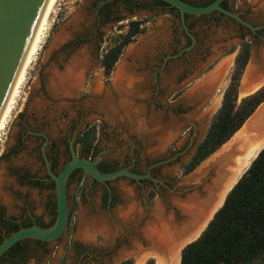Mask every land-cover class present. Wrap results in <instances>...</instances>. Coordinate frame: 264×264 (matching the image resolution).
Returning <instances> with one entry per match:
<instances>
[{"label": "rangeland", "instance_id": "rangeland-1", "mask_svg": "<svg viewBox=\"0 0 264 264\" xmlns=\"http://www.w3.org/2000/svg\"><path fill=\"white\" fill-rule=\"evenodd\" d=\"M105 1L108 0H61L57 6L37 60L29 71L18 102L2 135L0 205L7 216L20 219L23 201L27 200L29 202L27 208L30 212L36 217H41L42 200L47 199L50 191L44 190L41 194L35 189L21 187L15 179L18 173L25 170L32 175L43 176L45 171L40 163L38 150L42 140L38 137H41L40 134H45L48 139L49 137L52 140L61 138L69 141L78 128L84 129L97 120L100 122L96 123L98 142L95 156L90 157L80 147L76 149V155L80 157L79 153H81L80 158L93 161L101 157L102 161L114 167V171L129 169L137 175L150 173L154 180L144 179L138 183L132 179L120 177L108 182V186L101 183L91 184L88 177L85 178L83 185L77 181H71L67 188V196L72 219L63 237L48 245L49 252L46 255L40 254V264H122L126 260H132L133 264H136L133 255L121 256L120 253L123 249L127 250L132 246L133 240L139 237V232L119 230L116 224L117 216L127 211L132 204H136L138 209H155L160 201L164 202L167 210H171L170 203L173 197L185 198L197 190L195 185H187V179L219 154L223 147L192 173L184 175L183 168L204 140L222 106L225 91L231 84L236 68V58L241 45L244 42L251 44V57L240 83L238 104L245 98L240 92L246 72L259 50H264V0H227L230 11L238 14L253 29L218 13L209 18L186 19L190 33L194 37L198 35L196 37L199 43H195L194 46L193 40L180 23V16L176 13L171 15L169 19L171 22L165 26L170 42L167 49L163 48L161 52V61L167 62V70L162 74H167L168 84L176 80L178 84L183 85V88L173 95L168 85L169 88L166 91L162 89L161 95L155 97L151 93L152 85H150V88L145 90L147 94H143L141 99L151 114L154 107L152 100L160 98V110L156 112L162 114V118L164 117L168 122L167 125L176 122L174 120L176 116L179 119L183 115L184 119L183 123L179 124L177 134L172 141L167 142L163 151L155 153L152 151L156 147L155 142L151 141V143L148 137L146 139L138 136L136 130L139 127L135 126L136 123H133V126L131 124L130 127L129 123L134 120L129 111H124L126 119L123 120L126 123L113 120V118L121 117L115 116L118 113L115 108L119 106L118 100L112 102V99H107L114 103L115 107L107 103L102 104L106 97L103 92L111 83V77L105 78L100 63L107 50L128 32L131 21H150L152 25L146 23L143 26L147 33L155 27L152 18L162 20L164 11L157 7L155 11H146L142 7L144 2L133 0L135 3L130 5L131 12H127L122 4L117 7L122 23L102 22L99 25L98 9ZM196 1L200 3L204 0ZM69 21L72 24L64 28ZM61 32L66 39L74 33L84 38L83 42L78 44L77 51L70 54L74 47L65 50H61L60 47L53 49L55 39ZM190 40L191 45H189ZM88 47L89 51H87ZM83 51H86L87 56L89 52L94 55V66L85 78L81 94L71 96L50 92L51 72L57 70L63 73L71 66L70 62L74 59L72 57L77 55V52ZM215 67L221 71L218 86L220 91L211 95L209 103L205 106L202 103L195 104L186 100L178 105L171 103L174 100H180L191 91L196 84L195 76L198 68L200 77H203ZM96 79L102 89L99 94L89 89ZM104 105L115 109L112 117L102 114L99 108ZM139 112L138 110V114ZM119 113L122 115V112ZM137 124H139L138 121ZM167 139L170 137L165 140ZM63 150L64 147L61 146V154L57 158V172L62 169L68 159L64 156ZM104 195L109 197L107 202L103 200ZM43 220L48 223L50 219L45 217ZM143 221L145 222L141 220L140 223L143 224ZM96 223L109 227L113 233L107 236L96 226ZM179 262L181 264V261ZM29 264H34V260H30ZM144 264H156V260L149 257Z\"/></svg>", "mask_w": 264, "mask_h": 264}, {"label": "bare ground", "instance_id": "bare-ground-1", "mask_svg": "<svg viewBox=\"0 0 264 264\" xmlns=\"http://www.w3.org/2000/svg\"><path fill=\"white\" fill-rule=\"evenodd\" d=\"M60 1L47 0L46 2L36 31L0 114V142L26 83L29 71L37 60ZM79 65L78 63L77 66ZM77 68L80 69V67ZM51 73L52 76L49 78L50 92H62L70 95L74 84L79 80V75H75L72 69H68L64 74H59L56 70ZM220 73L221 71L218 70L217 75L219 77L221 76ZM248 77L250 79L247 78L246 87L249 89L243 90V88L241 91L243 95L246 94L245 96L257 91L264 84H259L260 86L258 85L256 90L250 92V89L254 88H252V83L255 78L264 81V50H259L252 61ZM123 78H125L124 75ZM132 78L134 77L132 76ZM134 80L133 84H135ZM140 82L141 80H139ZM116 86L118 91H122L123 88L121 89L120 84H116ZM93 90L100 92L101 87L98 82H95ZM99 109L109 117L115 113V109L107 107V105L101 106ZM129 114L134 115V111L130 110ZM133 123L134 121L131 122L132 126ZM263 148L264 106L258 110L252 124L245 126L240 133L235 135V139L223 147L219 154L195 175L187 179V185L193 184L197 190L191 191L192 193L185 198L173 197L170 203L171 210H167L164 202L159 201L155 209H138L136 204H132L127 211L117 216L116 224L119 230L127 229L128 231L137 230L139 232V237L133 240L132 246L127 250L123 249L120 255H133L136 264H144V261L149 257L155 259L156 264H180L182 248L196 240L204 232L214 214L224 204L231 189L249 169ZM1 181L0 178V183ZM141 220H145V222L143 221L141 224ZM96 224L107 236L113 233L109 227L103 226L102 223ZM146 246L147 249H145Z\"/></svg>", "mask_w": 264, "mask_h": 264}, {"label": "trees", "instance_id": "trees-1", "mask_svg": "<svg viewBox=\"0 0 264 264\" xmlns=\"http://www.w3.org/2000/svg\"><path fill=\"white\" fill-rule=\"evenodd\" d=\"M182 1L194 6H207L215 0H204L200 3L196 0ZM155 4L166 13L171 15L176 13L180 16L175 8L160 0H156ZM222 6L230 10L227 0ZM189 17L191 16L187 15L186 19ZM147 22V20L131 21L128 32L107 50L101 62L106 79L111 77L125 48L146 31L143 26ZM250 57L251 44L244 42L236 58V68L231 84L225 91L222 106L204 140L184 166V175L192 173L226 145L264 103L263 87L238 104L240 83ZM97 135V127L91 126L81 134L77 142L90 157L96 154ZM99 170L102 173H110L115 169L109 164H101ZM107 198L105 196V202ZM0 217L2 219L4 215ZM71 219L72 215L70 221ZM31 226V223H27L24 228ZM19 229L20 227L15 226L12 232ZM2 241L0 240V243ZM262 262H264V150L230 192L223 208L215 215L203 235L183 250L181 259V264H261ZM122 264H133V262L126 260Z\"/></svg>", "mask_w": 264, "mask_h": 264}, {"label": "water", "instance_id": "water-1", "mask_svg": "<svg viewBox=\"0 0 264 264\" xmlns=\"http://www.w3.org/2000/svg\"><path fill=\"white\" fill-rule=\"evenodd\" d=\"M110 1L112 0L105 1L102 3V5ZM160 1L170 5L172 8H175L179 12L181 24L185 29L186 33L193 40V46L196 43V39L190 33L189 28L187 26V22H186L187 15L198 17V16L211 15L213 13H218V14H222L227 18L235 20L241 25L253 29L252 26L247 22H245L244 20H242V18L238 14L225 9L222 6V4L226 0H215L212 4L207 6H194L182 0H160ZM46 2L47 0H0V114L4 108L6 99L9 95V92L17 76V73L21 67V64L23 62L27 49L30 45V42L33 38V35L36 31L43 10L45 8ZM70 24H72L71 21H69L64 28L68 27ZM63 32H61L56 37L55 43L53 45L54 47L53 49L61 47V45L67 40ZM72 71L75 75H79V81H77L76 84H74V88H79L83 85V81H84L83 69L77 68V65L73 63ZM219 78L220 77L217 75L216 72L208 80H206V82L203 85L213 84ZM263 87L264 84L257 91L245 96V98L257 93ZM214 90L216 92L220 91L219 88H216ZM263 106L264 103H262L257 108V110L246 121V123L239 131H241L245 126L252 124L253 119H255L256 113ZM40 135L43 136L46 140H48L47 135L45 134H40ZM46 147H47V143L42 148L43 158L46 164L47 172L53 178L56 184L55 192H56L57 215H56L55 223L52 227H48V228H43L34 225L27 228H21L18 231L11 233L0 243V259L13 246H15L16 244H18L23 240L31 239V240H38L42 242L52 243L60 240L63 237V235L66 233L69 227L70 215H71L69 203H68V196H67V188H68L67 182L69 176L75 170H82L87 175V177L91 182H98L104 184L105 186H108V182L116 180L120 177L129 178L138 183H140L141 180L144 179L154 180L151 177L150 173H148L147 175H137L131 172L129 169H120L110 173H102L98 169V165L102 162L101 157H98L94 161L91 159H83L78 157L74 149V141H71V152H72L71 161H69L60 170L58 175H54L51 171L50 163L46 155ZM263 150L264 148L257 154L256 158L251 163L249 169L251 168L252 164L258 158V156ZM249 169L244 173V175L249 171ZM243 176L236 182L235 186L239 183V181L243 178ZM235 186L231 189V191L235 188ZM224 204L217 210L211 221L214 219L215 215L219 212V210L223 208ZM211 221L209 222V224L211 223ZM206 229L204 230V232L206 231ZM203 233L196 240L188 243L182 248L181 259H182L183 250L188 245L197 241L203 235Z\"/></svg>", "mask_w": 264, "mask_h": 264}, {"label": "crops", "instance_id": "crops-1", "mask_svg": "<svg viewBox=\"0 0 264 264\" xmlns=\"http://www.w3.org/2000/svg\"><path fill=\"white\" fill-rule=\"evenodd\" d=\"M163 13H164V17L162 18V20H156V17L152 18L153 23L155 24V27L151 31L147 33L144 32L138 35L135 41L129 44L125 48L121 58L119 59L118 63L116 64L114 68V71L111 76V83L107 87V90L103 92V94L105 93L104 95L106 97L102 102V104L105 103L107 99H112V102L116 100L119 101L118 107H115L112 104V106L116 108V111L118 110V113L115 116H121L116 119L113 118V120H118L119 123H126V121L123 120V119H126L124 117V111H127V109L128 111L130 110L134 111V115L132 116V118L134 120V123H136L135 126L137 125L136 127H139V129L137 128L138 130L134 129V131L136 130V133L138 134V136L145 137L146 139L150 138L148 139L150 142L151 141L155 142L156 147L152 149V151H154L155 153H160L161 151H163L167 146V142L172 141V139L177 134L178 128L180 126L179 124L183 123V119H184L183 115H181L179 119L176 116L174 119L176 120V122H173L167 125L168 122L165 121L164 117L162 118V114L159 112H156L157 110H160V107H159L161 103L160 98H158V100L157 98L155 100H152L151 103L154 104V107L152 108L151 114L148 111V107L144 105L145 103H143L141 99L143 97L142 96L143 94H147L145 90L147 88H150V85H152L151 93L154 94L155 97L161 95L162 89L166 91L169 88L168 85H170V88H171L170 90L171 92H173V95L177 94V90L179 89L181 90L183 88V85L178 84V81L176 82V80L168 84L167 74L165 75L162 74L163 72L167 70L166 69L167 62L161 61L162 60L161 52L163 48L167 49V46L170 42V39L165 31V26L166 24H169L171 22V20H169L171 19V14L166 13V12H163ZM149 22L150 21H148L147 24L152 25V23L151 22L149 23ZM87 61H88V56L86 54V51H83V52H80L75 57V59L73 60V63L78 64V62L79 63L84 62L86 65ZM209 64H210V61H209ZM204 68L206 70V67ZM218 70L219 68L215 67L214 69L208 71L205 75H203V77H200L199 68H198V73L195 76V78H197L196 84L193 86L191 91L189 93L186 92L188 94H186L180 100L177 99L171 103L174 105H178L180 103H183L186 100V101H189L195 104L202 103L205 106L207 103L210 102L211 95H213L216 92L214 89L218 88L220 79L216 80V82L213 84H209V85H203V84ZM250 70H251V65L249 69L247 70L248 73L246 72V76L244 77L241 91L243 88H244L243 90L249 89V87H246V81H247V78H249L248 74ZM121 73L124 75L125 78H123V75ZM132 76L134 78H132ZM145 78H146V81H145ZM133 79L135 80L137 79L138 81L134 80L135 84H133ZM139 80H141L140 83H139ZM144 82H146L145 85H143ZM263 83L264 81L262 80L259 81V79L255 78L252 83L253 84L252 88L253 87L254 88L250 89V92L256 90L258 85L259 84L261 85ZM116 84L121 85V89L123 88L122 91L117 90ZM132 84L135 86H133ZM142 85L143 87H141ZM240 94L243 95L242 92H240ZM245 95L246 94H244L243 96ZM138 110L140 111L139 114H138ZM119 112H122L123 116ZM136 119L139 122V124H137ZM129 124L131 127V122ZM240 132L241 131H239V133ZM168 137H170V139L165 140ZM159 139L161 141L162 140H165V141L160 142ZM233 139H235V137ZM90 183L93 184V182L91 181ZM85 237L87 236L85 235Z\"/></svg>", "mask_w": 264, "mask_h": 264}, {"label": "flooded vegetation", "instance_id": "flooded-vegetation-1", "mask_svg": "<svg viewBox=\"0 0 264 264\" xmlns=\"http://www.w3.org/2000/svg\"><path fill=\"white\" fill-rule=\"evenodd\" d=\"M140 1L144 2V4L142 5L144 10L149 11V12L155 11L156 0H140ZM134 3L135 2L133 0H112L108 3H105L104 5H102L101 8L98 9V14H97L98 24L100 25L102 22H107V23L117 22L118 24L122 23V17L118 14L117 7L119 6V4H122V6L125 7L127 12H131L132 9H131L130 5H132ZM228 7H229V4H228ZM214 14H217V13H214ZM214 14L207 15V16H198V17L197 16H191L189 18H194V19L209 18L210 16H212ZM220 15H222V14H220ZM196 36L198 37V35H195L196 44H198L199 39ZM83 39L84 38L81 37L79 34L74 33L70 36L69 39H67L61 45L60 49L65 50L67 48H73L74 47L70 53V54H72L73 52L78 50V44L82 43ZM191 44H192V41L190 42L189 45H191ZM87 51H89V47L87 48ZM99 52H100V49L98 48L97 55L99 54ZM79 53L77 52L76 54L78 55ZM77 55L73 56L72 58L75 59V57ZM93 56L94 55L92 53L90 54V52H89L88 61H87L86 65L84 62H80L79 63L80 65L77 66V67H80L83 69L84 81H85V78L88 76V73L91 71V69H93V66H94ZM103 57H102V59H103ZM73 60L71 61L72 62L71 66L67 69H72ZM100 66H101V63H100ZM66 70L63 73H59V72L58 73L64 74V73H66ZM78 79H79V77H78ZM84 81H83V84H84ZM95 82L99 83V81L96 79V81H94V83L91 84V87L89 89L93 93L99 94L100 92H102V89L100 92H96L95 90H93ZM81 90H83V85L79 88L73 87L72 93L70 95L71 96L72 95L73 96L80 95ZM108 91H109V89H108ZM62 94H64V93H62ZM105 103H107L109 105L114 104L110 100H106ZM99 105H101V104H99ZM78 114H80V113H78ZM98 122H100V121L97 120L94 124H90V125L86 126L84 129L78 128L77 132L75 133L76 135L75 134L72 135L71 139L69 141L65 140V139H61V138H60V140H52L49 137V139L46 140L42 136L38 137L40 140H42L41 144L38 146V150H39V160H40V163L42 164L44 171H45L43 173V176L32 175L31 172L25 170V171L18 173V175L15 177V179L21 187H26L28 189H35L38 192H40L41 194H42V191L48 190V191H50V194H48L46 200L45 199L42 200L43 211H42L41 217H36V216H34V214H32L30 212V210L27 208V206L29 205V202L27 200L23 201V208L21 210L22 215H21L20 219L14 217V216H7L4 212V208L0 205V215H2V214L4 215V217L2 219L0 217V240H4L11 233H13L12 231L15 228V226H18L21 229V228H24L25 224H27V223H31L32 226L36 225V226H40V227H46V226L49 227V226L54 224L55 215H57L56 192H55L56 184H55V181L53 180V178L47 172L46 164H45V161L43 158L42 148H43L44 144L47 142L46 155H47L48 161L50 163V168H51V171L54 175H58V173L60 171L57 172L56 167L58 164L57 158L61 154V151H60L61 146L64 147V150H63L64 156L68 157V159L66 160V163H65V165H66L72 159L71 158V141H74L75 151L79 147L81 149H83L77 143L79 137L81 136V134L83 132H85V130H87L91 126L95 125L98 128V126L96 125V123H98ZM22 143H24V142L22 141ZM77 153H78V151H77ZM79 154H80V157H82V154L81 153H79ZM101 164H108V163H106L105 161H102L98 165V169H99ZM85 178H87V175L82 170H75L69 176V179L67 182V187L71 181H77L81 185H83ZM93 184H99V183L93 182ZM105 196H107V195L103 196V200H104ZM107 199L109 200V197ZM45 217L50 219L48 223H46L43 220V218H45ZM49 244L50 243L42 242V241H38V240H31V239L23 240V241L19 242L18 244H16L15 246H13L0 259V264H29L30 260H32V259L34 260V264H40L41 263L40 254L44 253L46 255L49 252V249H48Z\"/></svg>", "mask_w": 264, "mask_h": 264}]
</instances>
